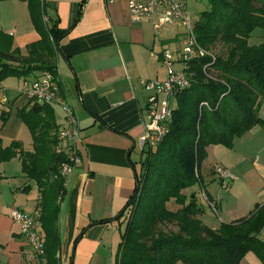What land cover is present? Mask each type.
I'll return each instance as SVG.
<instances>
[{"label":"crops","instance_id":"0c3cea01","mask_svg":"<svg viewBox=\"0 0 264 264\" xmlns=\"http://www.w3.org/2000/svg\"><path fill=\"white\" fill-rule=\"evenodd\" d=\"M80 2L45 0L49 18L58 20L60 29L69 30L58 44L56 81L60 97L77 118L80 128L77 142L80 162L66 182L65 194L58 203L57 258L59 264L70 261L72 264H114L124 222H96L117 216L133 194L135 172H140L138 161L141 159V155L137 159L134 156L137 150L142 151L148 99L153 94L144 88V83L167 79L162 52L172 45L179 51L174 42L182 34H176L174 39L177 32L174 26L182 27L176 24L154 28L147 20L133 21L128 0H86L74 25ZM205 9L206 4L202 11ZM0 30L10 37L12 50L17 49L22 56L27 54V45L39 40L23 0L0 3ZM174 59L178 62V56ZM33 77L14 78L8 87L0 83V112L7 117L5 123L0 120L2 148L18 142L23 150L32 151L31 135L28 142V133L17 111L31 100L21 92V87L24 80ZM52 107L56 123L61 127L65 112L60 105ZM258 115L263 125L235 139L231 149L221 145L206 149L205 161L212 164L206 166L203 161L200 165V191L207 201L218 206L221 217L215 215L219 223L210 220L212 215L207 213L206 200L202 205L199 201L197 204L204 209L198 218L211 229H218L222 222L247 217L257 205L264 203V101ZM216 166L228 169L234 176L228 197L223 196L219 183L209 179ZM27 186L28 191L23 192ZM39 202L37 186L22 173L20 160L14 158L0 163V264L46 262L44 256L33 255L20 234L19 224L9 216L12 209L39 216ZM241 264L262 263L249 252Z\"/></svg>","mask_w":264,"mask_h":264},{"label":"trees","instance_id":"16d2710c","mask_svg":"<svg viewBox=\"0 0 264 264\" xmlns=\"http://www.w3.org/2000/svg\"><path fill=\"white\" fill-rule=\"evenodd\" d=\"M23 1L39 40L27 45V54L22 56L12 50L10 37L0 30V83L7 77L26 79L37 72H49L57 79L58 44L69 30L60 29L58 20L49 18L45 0ZM204 1L206 9L194 25L199 45L206 49L220 40L232 48L226 60L213 62L206 57L189 63L190 84L175 96L166 135L154 149L144 147L141 151L133 194L117 216L96 222L119 221L129 211L114 264H241L249 252L264 264V241L260 238L264 203L247 217L211 229L198 218L204 209L197 204L195 193H184L201 182L199 169L209 146L231 149L235 139L263 125L258 113L264 101V44L252 46L248 39L256 29L264 28V0ZM85 2L78 5L74 25ZM209 71L217 77L208 78ZM17 116L29 130L32 151L23 150L18 142L6 148L0 143V163L18 158L22 173L35 182L45 241L46 262L41 264H59L58 203L66 184L60 168L68 162L56 153L60 127L53 107L33 100L19 109ZM0 120L6 122L5 113L0 112ZM169 203L177 208L168 209ZM167 224L178 231H163L161 227Z\"/></svg>","mask_w":264,"mask_h":264},{"label":"built area","instance_id":"2783aa9c","mask_svg":"<svg viewBox=\"0 0 264 264\" xmlns=\"http://www.w3.org/2000/svg\"><path fill=\"white\" fill-rule=\"evenodd\" d=\"M113 2V0H107ZM129 11L133 21L147 20L154 28H166L167 26L180 25L184 32L180 37L181 50L178 51V63L183 68L173 71L172 64L175 62L174 54L165 49L162 52L163 63L168 69V77L165 81H149L144 83V88L153 91L148 99L145 133L141 139V147H154L162 141L166 135L167 125L171 121L172 109L170 99L176 94L189 87L190 79L187 73L189 63L194 59L210 58L213 62L216 58L201 47L197 41L194 25L188 17L185 9L186 0H128ZM33 79L22 82L21 92L29 99L48 105H60L65 112V120L58 131V145L56 153L62 154L68 160L60 168V174L67 182L76 165L80 162L77 150V142L80 137V128L77 118L60 97L59 86L56 79L49 72H37ZM162 95L163 98L159 96ZM222 188L234 180L230 171L221 166L214 168ZM207 201L206 196L202 194ZM208 206L213 209V204L207 201ZM214 211V209H213ZM10 218L19 224L20 234L25 239L33 255L37 258L44 255V235L41 229L38 213L25 214L17 209H12Z\"/></svg>","mask_w":264,"mask_h":264},{"label":"rangeland","instance_id":"374dc122","mask_svg":"<svg viewBox=\"0 0 264 264\" xmlns=\"http://www.w3.org/2000/svg\"><path fill=\"white\" fill-rule=\"evenodd\" d=\"M5 1H8V0H4L3 2ZM206 4V2L204 0H186L185 2V9H186V13L188 15V17L191 19V23L192 25L195 24L196 22V19H195V16L197 17L201 12L202 10L204 9V5ZM32 24V23H31ZM176 27V30L177 32L175 31L174 32V35H173V38L175 39L176 38V34H182L184 32L183 29H181L179 26H174ZM177 43V44H176ZM174 44H176L177 47H179V50H181V47H180V42L179 41H176L174 42ZM248 44L249 45H252V46H258V45H261V44H264V28H259V29H256L250 36V38L248 39ZM175 45H172L169 50L174 54V57H177L179 56L180 53H178V51H176L175 49ZM232 46L230 45H226L224 44L222 41L218 40V41H215L213 42L211 45H209L205 50L207 51V53H209L210 55L214 56L216 59H222V60H226L229 56V52L231 50ZM183 66L181 63H178V62H174V64H172V69L173 71L177 72V71H180L182 70ZM217 73L214 72V71H209L207 73V77L208 78H216L217 77ZM14 79V77H7L6 79H4L1 83L3 86L5 87H8L9 84H11L12 80ZM170 107L171 109H175L176 107V99L175 98H172L170 99ZM57 110H58V107H55ZM23 123V122H22ZM24 124V123H23ZM25 125V124H24ZM25 129L28 133V142H30L31 138H30V133L28 132V129L27 127L25 126ZM155 147V146H154ZM153 147V149H154ZM146 149H148V147L146 146L145 147ZM139 150L136 151V155L134 156V158L136 157L139 158V156L141 155L142 157V153L140 152ZM207 156V155H206ZM206 157L203 159L204 163L206 166H209V164H212L211 161H205ZM202 161V162H203ZM139 162V161H138ZM201 162V163H202ZM213 166V165H212ZM209 179L211 180H215V183H219L218 185H220V191H222V194H224L223 196H227L228 197V188H229V185L231 182L227 183V187L226 188H221V184H220V181L217 177V175L214 174V172H212L210 175H209ZM208 179V180H209ZM195 193L196 195V200L199 201L202 205V201H204L205 199L203 198L202 194H201V191H200V182H196L193 186L187 188L184 190V193L187 195V196H190L191 193ZM228 199V198H227ZM206 202V201H205ZM204 202V203H205ZM240 202L239 201V205H240ZM200 205V206H201ZM206 207L209 209V212L207 213H210L209 215H212L210 216V220L213 222V221H216V223H219L217 222V219L218 217H221L220 213L217 211V208L218 206L216 207L214 204H213V209L210 210V208L208 207V205L205 203ZM168 209L170 210H175L177 207L174 205V203H169L167 205ZM205 207V206H204ZM215 213H217V216L215 215ZM128 216H129V211L126 212L123 217L119 220L120 222H124L122 224V232H124V229L126 227V221L128 219ZM219 220V219H218ZM210 225L212 223H209ZM219 227V226H218ZM163 231H166V232H171V233H175L178 231V228L173 225V224H167L165 225L164 227H161ZM260 237H261V240L264 241V229L262 230L261 234H260ZM69 264H72V261H70Z\"/></svg>","mask_w":264,"mask_h":264}]
</instances>
